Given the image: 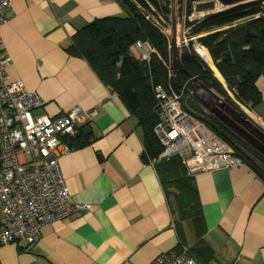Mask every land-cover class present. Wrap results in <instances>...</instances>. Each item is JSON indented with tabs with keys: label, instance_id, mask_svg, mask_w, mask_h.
Returning <instances> with one entry per match:
<instances>
[{
	"label": "crops",
	"instance_id": "0c3cea01",
	"mask_svg": "<svg viewBox=\"0 0 264 264\" xmlns=\"http://www.w3.org/2000/svg\"><path fill=\"white\" fill-rule=\"evenodd\" d=\"M124 15L117 0H11L4 10L0 56L9 58V77L43 101L35 112L55 117L79 106L95 114L83 121L58 159L69 202L87 207L42 226L31 243L0 245V264H147L179 248L174 221L189 191L202 213L200 261L264 264V179L249 160L230 169H200L189 177L183 151L175 165L168 164L181 170L172 188L157 170L162 159L171 157L148 156L136 116L85 59L69 52L78 29L94 19ZM174 21V48L186 38L207 55L197 36H187L185 18ZM258 82L264 92V76ZM192 234L184 230L185 236Z\"/></svg>",
	"mask_w": 264,
	"mask_h": 264
},
{
	"label": "trees",
	"instance_id": "16d2710c",
	"mask_svg": "<svg viewBox=\"0 0 264 264\" xmlns=\"http://www.w3.org/2000/svg\"><path fill=\"white\" fill-rule=\"evenodd\" d=\"M117 1L124 8L125 15L106 16L87 23L71 36L68 50L85 59L103 83L136 116L148 156L155 158L162 150L153 129L158 122L154 96L157 85L182 92L186 98L183 108L234 147L226 137V133L232 134L228 128L214 117H208L209 122L203 118L204 113L198 106L202 100L198 99L197 93L213 89L229 99V91L236 101L254 114L261 113L257 108L263 103L258 80L264 76V6L251 0H214L227 7L218 13L202 11L205 13L200 19L189 20L187 17L195 3L203 0H177L179 6L182 1L186 5L184 23L189 26L187 36H197L195 39L199 45L207 50L212 69L193 46L192 40L176 49L173 41L155 24L162 18L166 26L170 0ZM141 39L150 47L149 60L133 52L135 42ZM171 51L178 59L173 65V73L167 64ZM233 150L243 161L248 159L252 169L264 179V174L247 156V151ZM168 157L171 158L159 162L157 170L163 182L174 188L172 183L181 175V170L174 171L168 164L175 165L179 154ZM186 171L189 177L195 173L187 168ZM189 192L184 196L186 207L174 221L177 226L173 225L179 238L178 246H184L198 264H211L196 256L203 253L197 246L203 241L202 213L196 196ZM178 207L180 210L181 206ZM185 229L193 234L185 236Z\"/></svg>",
	"mask_w": 264,
	"mask_h": 264
},
{
	"label": "built area",
	"instance_id": "2783aa9c",
	"mask_svg": "<svg viewBox=\"0 0 264 264\" xmlns=\"http://www.w3.org/2000/svg\"><path fill=\"white\" fill-rule=\"evenodd\" d=\"M10 2L0 0V24L5 22L4 10ZM204 13L193 11L188 19L198 20ZM155 24L165 28L162 18ZM187 42L184 38L183 45ZM135 47L149 57L146 40H137ZM8 64L9 58L0 56V245L16 240L31 243L42 226L75 216L87 207L69 202L58 159L83 121L95 114L79 106L55 117L35 112L43 101L20 80L9 77ZM154 96L158 117L154 132L163 146L161 156H181L186 151L184 162L190 172L242 164L241 157L223 139L183 108L182 92L157 85ZM147 264L197 263L186 250H170Z\"/></svg>",
	"mask_w": 264,
	"mask_h": 264
},
{
	"label": "rangeland",
	"instance_id": "374dc122",
	"mask_svg": "<svg viewBox=\"0 0 264 264\" xmlns=\"http://www.w3.org/2000/svg\"><path fill=\"white\" fill-rule=\"evenodd\" d=\"M183 1H182V4L180 3V6H179L177 4V0H170L171 2V5H170L171 15L170 16H172V19L167 20V25L162 30L163 32H165L166 28H168L166 36L171 41L174 40L173 30H172L174 29L173 25L176 22L174 20L176 18H182L184 20L185 18L186 5H184ZM203 1H206V0H203ZM251 1L259 2L262 4V6H264V0H251ZM226 7L227 6H223L219 2L215 1V6L211 10V12L218 13V12H221V10ZM179 35L180 37L182 36L181 33H179ZM179 46L180 45L178 44V48ZM133 52L134 54H138L140 57L149 60V57H145L141 53V51L135 47V45L133 48ZM201 54L203 55L202 58L205 60L206 63L207 61L210 62L208 54L205 55L202 52ZM175 62H178V59L176 58V55L172 54L171 57H169L168 62H167L170 73L174 72L173 65L175 64ZM209 67L212 68L211 66ZM227 92L229 95V99H226L223 94L213 89H210L209 91L208 90L198 91L197 93L198 99L202 100V104L198 103V106L204 113L203 118L207 122H209L210 120L208 119V117H214L220 123H222L226 128H228L232 134L230 135L226 133V137L229 139L230 143L234 146L232 148L231 147L229 148H231L232 150L233 148H237L243 153L247 151L248 155H250L253 160H255L258 163H262V166L259 168L264 174V164H263L264 162V116H261V115H264V103H262L261 106L257 108L258 113L259 111L261 113L259 115H256L252 111H250L248 108L243 106L241 103L236 101L232 93H230L229 91ZM261 93H262V98L264 100V92H262V90H261ZM185 99L186 98L184 96L182 103H184ZM227 144L229 145V143ZM216 264H220V263H216Z\"/></svg>",
	"mask_w": 264,
	"mask_h": 264
},
{
	"label": "water",
	"instance_id": "95a60500",
	"mask_svg": "<svg viewBox=\"0 0 264 264\" xmlns=\"http://www.w3.org/2000/svg\"><path fill=\"white\" fill-rule=\"evenodd\" d=\"M214 6H215L214 0H207V1L197 2L195 4V9L197 11H211Z\"/></svg>",
	"mask_w": 264,
	"mask_h": 264
},
{
	"label": "clouds",
	"instance_id": "9594fccd",
	"mask_svg": "<svg viewBox=\"0 0 264 264\" xmlns=\"http://www.w3.org/2000/svg\"><path fill=\"white\" fill-rule=\"evenodd\" d=\"M160 142V141H159ZM161 144V143H160ZM162 145V144H161ZM231 147V146H230ZM232 148V147H231ZM162 149H163V146H162ZM161 152H162V150H161ZM175 154H177V153H175ZM173 155V154H172ZM180 156V155H179ZM174 250V249H173ZM175 250H186V252H187V249L184 247V246H179V248L178 249H175ZM168 251H170V250H168ZM188 253V252H187ZM189 254V253H188ZM190 255V254H189ZM191 256V255H190ZM192 257V256H191ZM193 258V257H192ZM197 263V262H196ZM198 264V263H197Z\"/></svg>",
	"mask_w": 264,
	"mask_h": 264
},
{
	"label": "flooded vegetation",
	"instance_id": "af4514ba",
	"mask_svg": "<svg viewBox=\"0 0 264 264\" xmlns=\"http://www.w3.org/2000/svg\"><path fill=\"white\" fill-rule=\"evenodd\" d=\"M209 12H211V11H209Z\"/></svg>",
	"mask_w": 264,
	"mask_h": 264
}]
</instances>
